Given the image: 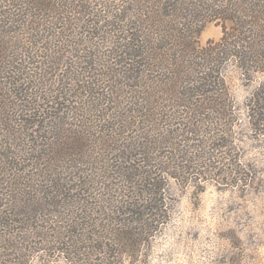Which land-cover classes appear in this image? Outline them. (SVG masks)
I'll list each match as a JSON object with an SVG mask.
<instances>
[{
  "label": "trees",
  "instance_id": "obj_1",
  "mask_svg": "<svg viewBox=\"0 0 264 264\" xmlns=\"http://www.w3.org/2000/svg\"><path fill=\"white\" fill-rule=\"evenodd\" d=\"M207 22L220 23L222 36L200 47ZM229 60L242 74L264 64V0H0V204L10 198L26 217L13 223L20 233L36 213L59 208L68 235L53 244L69 264L94 261L95 239L108 247L104 264L136 254L158 217L161 181L115 167L111 153L155 164L167 136L150 143L159 129L144 128L138 155H123L134 148L121 146L129 129L180 107L218 114L210 105L222 96L207 88L224 79L210 72ZM171 169L178 179L182 167ZM110 171L127 176L132 191H113ZM1 205L0 225L13 226ZM105 222L103 240L91 229Z\"/></svg>",
  "mask_w": 264,
  "mask_h": 264
},
{
  "label": "rangeland",
  "instance_id": "obj_2",
  "mask_svg": "<svg viewBox=\"0 0 264 264\" xmlns=\"http://www.w3.org/2000/svg\"><path fill=\"white\" fill-rule=\"evenodd\" d=\"M221 36V24L207 22L197 44L204 47L208 42H218ZM237 65V61H223L210 72L211 80L218 81L216 71L224 79L223 85L207 88L222 96L220 107L210 105L218 114L203 109L195 112L196 106L180 107L183 112L176 110V116H160L149 126L140 119L129 129L121 146L131 143L134 148L123 150V155H138L139 145L145 141L136 137L139 133L142 137L144 128L159 129L151 135L150 143L167 136V143L157 148L158 157L152 158L155 164L148 165L139 156L125 163L111 153L115 167H131L137 176L146 171L159 177L162 187L155 206L160 211L149 221L152 226L143 237L144 243L130 257L113 254L111 264H264V64L247 74ZM171 167H182L178 179L166 175H177ZM109 175L112 178L107 185L111 184L113 191L126 195L132 191L127 176L116 171ZM10 201L14 200L9 198L6 206L0 204L11 212L5 220L8 225L26 218L16 214L15 203ZM58 211L61 209L36 213V221L25 226V235L16 224L0 225V264H69L60 251L63 245L53 244L58 233V237L68 235L66 220ZM110 229L105 222L91 230L101 232L97 235L105 240L110 239ZM99 240L90 244L97 251L94 261L85 255L80 264H104L108 252L104 249L108 247L100 246Z\"/></svg>",
  "mask_w": 264,
  "mask_h": 264
}]
</instances>
